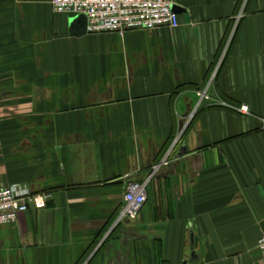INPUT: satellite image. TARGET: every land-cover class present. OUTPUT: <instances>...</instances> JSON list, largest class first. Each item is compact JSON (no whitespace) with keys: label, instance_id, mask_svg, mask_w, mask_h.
I'll use <instances>...</instances> for the list:
<instances>
[{"label":"crops","instance_id":"0c3cea01","mask_svg":"<svg viewBox=\"0 0 264 264\" xmlns=\"http://www.w3.org/2000/svg\"><path fill=\"white\" fill-rule=\"evenodd\" d=\"M176 5L179 26L119 34L0 0V189L54 194L0 227V264H264V0Z\"/></svg>","mask_w":264,"mask_h":264},{"label":"built area","instance_id":"2783aa9c","mask_svg":"<svg viewBox=\"0 0 264 264\" xmlns=\"http://www.w3.org/2000/svg\"><path fill=\"white\" fill-rule=\"evenodd\" d=\"M53 9L58 13L85 16L89 33L116 32L124 34L128 30H155L161 27L179 26V15L174 11L176 0H52ZM216 74V72H215ZM214 74V75H215ZM201 100H210L207 88L198 92ZM216 104L249 114L248 105L232 106L220 100ZM171 162V152L152 165L148 177L143 181L127 182L123 196L124 204L117 223L135 219L147 201V187L150 180ZM128 177V176H127ZM54 197L53 192H33L22 183L11 184L0 189V227L15 223L20 214L31 208L42 210ZM264 262V236L258 242Z\"/></svg>","mask_w":264,"mask_h":264},{"label":"water","instance_id":"95a60500","mask_svg":"<svg viewBox=\"0 0 264 264\" xmlns=\"http://www.w3.org/2000/svg\"><path fill=\"white\" fill-rule=\"evenodd\" d=\"M173 9H174V11L176 13H179L181 11V8L178 5H175ZM78 21H79V23H81L82 25H84V27L87 26V19H86L85 16H83V15L82 16H78ZM191 245L192 246L194 245V236L193 235L191 237Z\"/></svg>","mask_w":264,"mask_h":264},{"label":"trees","instance_id":"16d2710c","mask_svg":"<svg viewBox=\"0 0 264 264\" xmlns=\"http://www.w3.org/2000/svg\"><path fill=\"white\" fill-rule=\"evenodd\" d=\"M213 107H217V106H213Z\"/></svg>","mask_w":264,"mask_h":264}]
</instances>
